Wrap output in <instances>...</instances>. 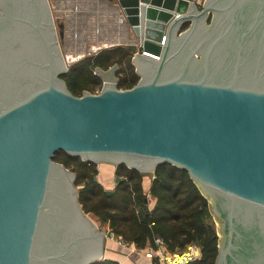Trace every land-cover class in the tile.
Listing matches in <instances>:
<instances>
[{"label":"water","instance_id":"1","mask_svg":"<svg viewBox=\"0 0 264 264\" xmlns=\"http://www.w3.org/2000/svg\"><path fill=\"white\" fill-rule=\"evenodd\" d=\"M117 1L140 79L97 67L102 90L75 95L50 1L0 0V264L109 258L58 151L187 170L220 223L215 264H264V0Z\"/></svg>","mask_w":264,"mask_h":264},{"label":"trees","instance_id":"2","mask_svg":"<svg viewBox=\"0 0 264 264\" xmlns=\"http://www.w3.org/2000/svg\"><path fill=\"white\" fill-rule=\"evenodd\" d=\"M188 25L184 24L183 29ZM132 57L133 52L127 46L105 48L74 62L60 76L75 95H82L85 91L94 92L103 83L95 73L97 67L108 69L119 63L124 68L122 75L117 72L118 87L131 88L140 79ZM54 159L75 172V184L85 211L109 221L111 231L122 236L125 243L143 250L156 249V238H160L168 251L182 250L187 244L196 243L201 247L202 258L191 264H215L219 236L211 221L209 201L187 170L171 163L158 165L150 186L156 203L150 208L144 189L145 174L137 169L123 163L116 166V177L121 181L116 184L114 194L108 195L103 185L94 179L99 172L95 163L64 151H58ZM91 264L123 263L106 258Z\"/></svg>","mask_w":264,"mask_h":264},{"label":"rangeland","instance_id":"3","mask_svg":"<svg viewBox=\"0 0 264 264\" xmlns=\"http://www.w3.org/2000/svg\"><path fill=\"white\" fill-rule=\"evenodd\" d=\"M55 21L60 18L61 22L65 23V36L60 39L62 51L65 55L68 67L74 62L84 58L85 56L94 55L100 51V49L110 48L111 41L117 39L121 41L125 39L126 32L118 27L119 34L112 36L110 33L106 35L105 25L117 21L120 23L122 16H125L123 9L119 6L118 1L111 4L95 3L93 0H49ZM118 17V18H117ZM126 18V17H124ZM127 24V20L124 19ZM58 25V22H57ZM131 29V28H130ZM57 30H59L57 26ZM124 33V34H123ZM132 37V38H131ZM136 38L133 36L127 37V43H131L130 39ZM116 44V43H115ZM114 46H126V43ZM111 46V47H114ZM134 56V55H133ZM133 59V57H132ZM135 69L136 65L134 64ZM124 65L119 69L121 73ZM137 72V71H136ZM122 75V73H121ZM103 83L98 85L93 93H98L102 90ZM98 167V181L104 186L105 190H112L116 185V172L114 175L112 165L96 164ZM154 173H152L151 178ZM149 179V178H148ZM80 187V186H79ZM112 187V188H111ZM79 189V188H78ZM88 215L96 222V224L106 233V245H112L114 247H121L120 244H116L115 240L122 242V236L111 231V223L109 221H102L96 214ZM211 221L214 222L216 228L220 226L217 218L212 216ZM113 240V241H112ZM118 251V250H117ZM119 252V251H118ZM151 252V251H150ZM147 252L146 257L154 259L152 252ZM110 251L106 250L105 256H109ZM117 258L124 260V257L117 255ZM156 260V259H155ZM120 262V261H119ZM124 264V263H123ZM160 264V263H159Z\"/></svg>","mask_w":264,"mask_h":264},{"label":"crops","instance_id":"4","mask_svg":"<svg viewBox=\"0 0 264 264\" xmlns=\"http://www.w3.org/2000/svg\"><path fill=\"white\" fill-rule=\"evenodd\" d=\"M93 1L95 3L101 2V3H106V4H111L112 2H116V0L115 1L93 0ZM118 27H121V30L126 32L125 36H127V37L129 35L133 36V32L130 29V27L128 26V24L123 23V22L119 23L117 21V19H116V22L108 23L105 25V30H107L106 35H109V33H110L112 36L113 35L116 36L117 34H119ZM127 37L125 39L122 38L121 41H118L119 39L117 37V39H114L113 41H111V43H113V44L116 43L115 45H120L122 43L127 44V42H128ZM130 40H131V42H134L135 38L130 39ZM113 44H111V45H113ZM112 167H113V171H114V175H115L116 166L112 165ZM152 179H153V177L151 179L144 177V189H145V192L147 193V196H148V203H149L150 208H153L155 203H156L155 197L152 196L150 193V186H151ZM115 188H116V185L113 186V189H115ZM115 243L120 244L121 247H119V245L116 247L109 245L110 247H107V250L110 251V253H109L110 257L109 258L115 259V260L120 261L121 263H124V264H159V262L157 260H155V258L149 259L146 257L147 252L151 251L153 253L154 249L152 247H146L143 250V249H138L134 244L125 243L124 241L120 242L119 240L118 241L115 240ZM117 255H121L122 257H124V260L121 259V257L117 258L118 257Z\"/></svg>","mask_w":264,"mask_h":264},{"label":"built area","instance_id":"5","mask_svg":"<svg viewBox=\"0 0 264 264\" xmlns=\"http://www.w3.org/2000/svg\"><path fill=\"white\" fill-rule=\"evenodd\" d=\"M205 0H197L199 6L203 5ZM125 16H122L120 21H124ZM166 43V36H164L163 41L161 42L162 45ZM139 52H142V49L138 47ZM144 53L149 54L156 59H160V54L146 52ZM97 73V72H95ZM157 248L154 249L152 256L155 258L160 264H191L192 262L199 260L202 258L201 247L196 243H189L186 247L182 250L177 251H168L165 246L164 242L160 238H156Z\"/></svg>","mask_w":264,"mask_h":264},{"label":"flooded vegetation","instance_id":"6","mask_svg":"<svg viewBox=\"0 0 264 264\" xmlns=\"http://www.w3.org/2000/svg\"><path fill=\"white\" fill-rule=\"evenodd\" d=\"M122 22H123V23H125V21H122ZM100 50H101V49H100ZM133 55L135 56V55H136V53H134V52H133ZM134 56H133V58H134ZM133 64H134V63H133Z\"/></svg>","mask_w":264,"mask_h":264}]
</instances>
